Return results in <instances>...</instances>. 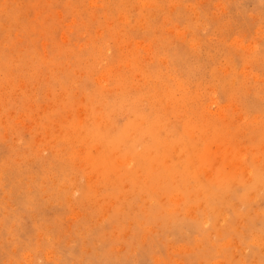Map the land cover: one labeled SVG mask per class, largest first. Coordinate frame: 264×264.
Instances as JSON below:
<instances>
[{
  "label": "rangeland",
  "instance_id": "obj_1",
  "mask_svg": "<svg viewBox=\"0 0 264 264\" xmlns=\"http://www.w3.org/2000/svg\"><path fill=\"white\" fill-rule=\"evenodd\" d=\"M0 264H264V0H0Z\"/></svg>",
  "mask_w": 264,
  "mask_h": 264
}]
</instances>
